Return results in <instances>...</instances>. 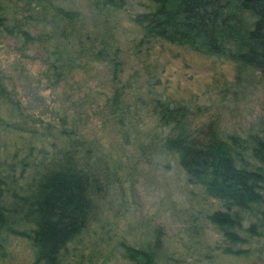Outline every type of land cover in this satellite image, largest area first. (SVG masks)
<instances>
[{
	"label": "trees",
	"instance_id": "trees-1",
	"mask_svg": "<svg viewBox=\"0 0 264 264\" xmlns=\"http://www.w3.org/2000/svg\"><path fill=\"white\" fill-rule=\"evenodd\" d=\"M90 5L91 17L72 0H0V38L16 40L21 51L35 49L46 84L25 67L16 76L0 70V264L14 260L19 246L28 249L29 264H177L159 228L119 223L129 208L121 199L135 191L133 181L125 188L126 178L142 174L140 166L147 172L174 166L186 186L200 188L198 197L220 203L219 210L193 215L186 232L197 241L209 225L218 234L203 259L212 262V251L217 258H250L264 240V102L240 133L222 128L216 111L236 114L230 104L260 85L257 73L264 80V0ZM117 13L140 31L132 46L139 67L126 79ZM166 46L231 65L233 81L215 78L188 97L170 92L164 65L150 59L155 47ZM97 65L110 75L108 92L96 93L103 100L98 110L133 149L132 166L88 137L86 118L52 111L39 96ZM141 227L150 231L145 241L134 238Z\"/></svg>",
	"mask_w": 264,
	"mask_h": 264
},
{
	"label": "rangeland",
	"instance_id": "rangeland-1",
	"mask_svg": "<svg viewBox=\"0 0 264 264\" xmlns=\"http://www.w3.org/2000/svg\"><path fill=\"white\" fill-rule=\"evenodd\" d=\"M72 1L79 11L91 17V0ZM129 10L133 11V5H129ZM114 20L117 22L116 36L123 51L122 58L125 63L123 79H126L133 68L139 67L132 46L133 41L136 42L140 38V31L129 23L124 13H117ZM35 54L36 51L32 48L21 51L20 43L16 40L0 38V70L4 74L16 76L17 69L25 67L29 77L33 80H42V85L45 86V79L41 77L45 68L39 60H33ZM150 55L152 56L150 59H159L165 67L161 75L164 85L169 87L170 92L180 97L201 93L215 78L220 83L227 80L233 81L234 78L231 65L219 64L216 60L194 55L183 48L155 47ZM109 76L106 66L97 65L87 72H75L54 89L40 90L39 96L43 98L45 107L52 111L66 110L72 117L79 115L83 119L86 118L85 131L88 137L97 140L107 154L114 157L119 156L124 165L132 166L133 149L123 145L115 128L107 121L105 114L98 110L103 100L97 97L96 93L106 90L108 92ZM257 77L260 85L256 84L251 87L252 91L249 89L251 91L249 97L237 106L230 104L229 107L232 109L236 107V114L231 116L228 112L217 109V116L221 117L220 126L222 128L240 133L261 113L264 102V80L260 79L258 73ZM16 83L18 86L19 82L16 81ZM18 89L21 93L20 86ZM24 94H27V91L21 93L22 96ZM22 101L25 103L26 98L22 97ZM32 106L38 107L34 102ZM231 108H228V111ZM38 113L40 109L36 110V115ZM208 121L209 117L202 122ZM140 169H144L142 174L126 178L125 188L130 187V182L133 181L135 191L132 194L126 190L125 198L121 199V201H127L129 208L125 211V215L121 213L120 224L124 225L127 220H131L138 225L149 224L152 228H159L162 233L160 240L166 248L170 249L177 264H264V240L256 245V254L248 259L222 256L217 258V251L211 252L212 262L203 259L206 246L211 249L216 246L219 239L218 234L209 225L201 231L197 241L191 239L186 232L192 225L193 215L219 210L220 203L211 198L198 197L201 192L200 188L186 186L183 175L174 166L151 172H147L148 168L145 166H140ZM146 232L141 227L134 233L136 235L134 238L138 241H145L150 235V231L147 235ZM14 254L16 258L4 264H29L30 254L24 246L17 247ZM118 264H125V262ZM168 264H175V262Z\"/></svg>",
	"mask_w": 264,
	"mask_h": 264
}]
</instances>
